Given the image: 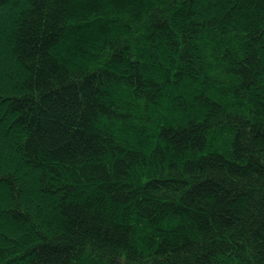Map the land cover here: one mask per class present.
Segmentation results:
<instances>
[{
	"label": "trees",
	"instance_id": "1",
	"mask_svg": "<svg viewBox=\"0 0 264 264\" xmlns=\"http://www.w3.org/2000/svg\"><path fill=\"white\" fill-rule=\"evenodd\" d=\"M0 264H264V0H0Z\"/></svg>",
	"mask_w": 264,
	"mask_h": 264
}]
</instances>
